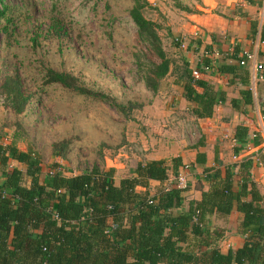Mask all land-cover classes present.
Segmentation results:
<instances>
[{"label":"trees","instance_id":"trees-1","mask_svg":"<svg viewBox=\"0 0 264 264\" xmlns=\"http://www.w3.org/2000/svg\"><path fill=\"white\" fill-rule=\"evenodd\" d=\"M132 2L129 15L137 34L159 59L146 63L137 60L146 88L156 93L160 81L173 73L176 82L182 84L185 99L193 103L192 114L196 118L210 117L222 96L210 83L194 79L186 61L180 67H171L157 32L159 24L144 14L151 3ZM3 15L4 8L0 7V18ZM50 28L62 31L57 20ZM218 71L235 74V68L229 65L220 66ZM43 72L42 86L57 84L104 101L126 119L140 106L94 89L72 72L50 66H45ZM22 86L17 73L7 74L0 81V95L15 113L25 111L34 96ZM250 94L246 90V100ZM244 137V132H237L235 139L243 141ZM201 144L202 141L195 146ZM68 145L67 139L55 142L52 153L64 157ZM11 161L20 162L23 168L9 167ZM200 161L205 162L203 156ZM57 166L43 172L39 158L30 150H20L15 139L0 142V264H264L262 195L247 175L239 182L238 190L232 191L229 172L220 179L217 169L206 168L205 177L211 181L212 190L204 192L201 200L190 201L186 211L177 213L173 210L182 206L183 189L173 186L165 191L161 187L150 196L147 188L150 180L164 182L183 166L178 156L172 157L169 164L161 159L139 162L133 175L123 177L118 185L114 183L112 167L95 165L73 176L50 174ZM138 186L145 191L138 190ZM234 204L243 214L240 226L247 234L241 247L223 253L212 245L221 233L210 231L206 217L213 212L226 216ZM203 235L212 239L205 242L207 249L196 253L189 247L190 236Z\"/></svg>","mask_w":264,"mask_h":264},{"label":"rangeland","instance_id":"rangeland-1","mask_svg":"<svg viewBox=\"0 0 264 264\" xmlns=\"http://www.w3.org/2000/svg\"><path fill=\"white\" fill-rule=\"evenodd\" d=\"M195 2L154 0L144 11L159 24L157 32L171 67H180L186 53L175 37L184 35L188 42L191 36L189 30L182 34L174 27L182 21L179 14H184L175 5L194 9ZM132 4V0H0L4 8L0 18V81L17 73L23 90L34 94L21 113H15L0 95V141L15 139L20 150H30L39 158L43 172L57 164L67 175L95 165L106 167L104 156L134 153L131 162L120 155L119 161L126 164L123 174H127L142 147L154 146L155 140L166 138L165 134L181 130L186 143L200 136V129L190 125L186 117L182 121L185 127L146 122L162 110L163 90L173 80V73L161 80L156 93L146 88L137 60L159 59L137 34L129 15ZM54 20L62 31L50 28ZM45 66L72 72L90 87L140 106L126 119L104 101L57 84L42 86ZM157 104L160 108H155ZM147 114L152 115L145 117ZM188 128H192L189 134ZM64 139L69 141L65 156L54 155L53 144ZM11 166L22 164L11 161Z\"/></svg>","mask_w":264,"mask_h":264},{"label":"crops","instance_id":"crops-1","mask_svg":"<svg viewBox=\"0 0 264 264\" xmlns=\"http://www.w3.org/2000/svg\"><path fill=\"white\" fill-rule=\"evenodd\" d=\"M196 2L194 9L197 12L180 13L178 17L182 21L174 27H178L182 34L187 33V30L191 32L188 46L183 49L186 51L183 61L187 62L191 72L193 69L202 71L199 79L210 83L222 96V101L214 106L210 117L196 118L192 114L193 103L185 99L182 84L176 82L173 75V80L166 83L168 88L163 90L165 99L162 110L158 109L153 115L155 118H147L146 122L182 126L186 117L190 125L200 129V136L195 141L186 143L181 130L174 134H165L166 138H158L154 141V146L142 147L135 155V165H130L132 169L127 174H123L126 164L119 161V158L122 155L131 162V155L134 153L104 156L103 163L104 166L115 169L114 183L118 185L123 177L133 175L139 162L161 159L169 164L172 157H180L181 163L189 166V178L187 187L181 193L182 206L173 210L177 213L186 211L190 201H199L204 192L212 190L211 181L205 177L206 168L217 169L220 179H224L229 172L232 191L238 190L239 182L247 175L248 180L255 184L262 195L260 205L264 208V0ZM213 50L220 51L223 56H213ZM246 53L254 54V60L246 59L244 64L239 63ZM226 65L235 68L234 75L218 71L220 66ZM195 87L198 92L202 91V88ZM246 90L251 92L249 100L245 97ZM157 107L160 108V104L155 105ZM150 115L152 114L145 117ZM191 129L188 128L186 132L189 134ZM237 132L241 135L245 133L243 141L236 139L233 144L225 138V135L235 138ZM200 141L202 144L195 146ZM200 156H203L205 162L201 163ZM163 184L164 182L158 180H150L147 188L149 195H155ZM137 189L145 191L142 186ZM242 217L243 214L237 210L235 204L226 216L218 215L217 212L207 215L206 225L210 231L221 233V237L212 245H217L223 253L241 247L247 234L240 226ZM205 237L206 235L190 236L189 247L196 253H201L206 248L205 242L212 239Z\"/></svg>","mask_w":264,"mask_h":264},{"label":"built area","instance_id":"built-area-1","mask_svg":"<svg viewBox=\"0 0 264 264\" xmlns=\"http://www.w3.org/2000/svg\"><path fill=\"white\" fill-rule=\"evenodd\" d=\"M175 41L178 43L180 48L186 49L188 46L187 40L184 36H180V35L176 36ZM211 54L215 57L223 56V54L218 50H213ZM254 58H255L254 54L246 53V54H244L243 58L239 61V63L244 64L246 59L254 60ZM207 68L208 67H205V69H207ZM258 68H259V66H258ZM191 75L194 79H199L200 76L202 75V71H200L198 69H193L191 72ZM253 136H255V135H253ZM225 138H228L233 144H235L237 141L234 137H229L227 135H225ZM0 142L3 144H6V142H2V141H0ZM235 157L236 156H234V158ZM9 167H12L11 163H10ZM188 168H189V166L183 165L176 173L170 174L169 177L164 181V184H163L164 190L167 191L173 186H176L177 188H180V189H185L187 187V182H188V174H189ZM54 172H60L66 176H73V175L78 174V172H74L73 174L67 175L64 173V171H62L59 168V166L51 169L50 174H53ZM148 201L151 203L152 202L151 198H149ZM54 218L58 219L57 215H54ZM193 221L197 222V218L193 217ZM199 225L202 226L201 223H199Z\"/></svg>","mask_w":264,"mask_h":264}]
</instances>
